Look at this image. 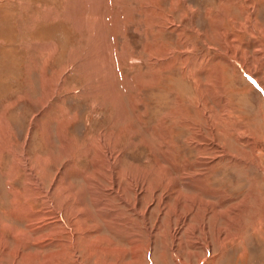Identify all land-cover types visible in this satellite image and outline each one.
<instances>
[{"label": "rangeland", "instance_id": "rangeland-1", "mask_svg": "<svg viewBox=\"0 0 264 264\" xmlns=\"http://www.w3.org/2000/svg\"><path fill=\"white\" fill-rule=\"evenodd\" d=\"M0 264H264V0H0Z\"/></svg>", "mask_w": 264, "mask_h": 264}, {"label": "bare ground", "instance_id": "bare-ground-1", "mask_svg": "<svg viewBox=\"0 0 264 264\" xmlns=\"http://www.w3.org/2000/svg\"><path fill=\"white\" fill-rule=\"evenodd\" d=\"M162 1H167V0H162ZM171 2L172 5H174V0H169Z\"/></svg>", "mask_w": 264, "mask_h": 264}]
</instances>
